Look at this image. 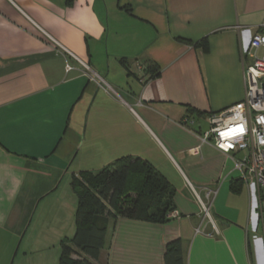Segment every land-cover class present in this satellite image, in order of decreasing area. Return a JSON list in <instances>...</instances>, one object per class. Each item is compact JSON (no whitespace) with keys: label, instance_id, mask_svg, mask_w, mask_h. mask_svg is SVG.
Segmentation results:
<instances>
[{"label":"crops","instance_id":"obj_1","mask_svg":"<svg viewBox=\"0 0 264 264\" xmlns=\"http://www.w3.org/2000/svg\"><path fill=\"white\" fill-rule=\"evenodd\" d=\"M263 23L264 0H0V252L20 238L16 254L25 240V254L58 264L76 230L72 176L128 155L168 178L180 216L112 221L100 264H164L177 238L186 264H264V210L235 167L241 153L199 136L210 112L244 98L242 47ZM217 183L214 226L198 189Z\"/></svg>","mask_w":264,"mask_h":264},{"label":"trees","instance_id":"obj_2","mask_svg":"<svg viewBox=\"0 0 264 264\" xmlns=\"http://www.w3.org/2000/svg\"><path fill=\"white\" fill-rule=\"evenodd\" d=\"M200 44L208 49L207 40ZM146 70L151 78L161 74L160 66L153 61L147 62ZM190 113L203 115L193 109ZM71 185L77 195L76 230L72 237L61 241L58 264H100L112 221L130 218L164 223L175 209V187L143 158L121 156L100 172L73 175ZM240 185L238 179L231 187L239 192ZM164 264H186L182 239L168 242Z\"/></svg>","mask_w":264,"mask_h":264},{"label":"built area","instance_id":"obj_3","mask_svg":"<svg viewBox=\"0 0 264 264\" xmlns=\"http://www.w3.org/2000/svg\"><path fill=\"white\" fill-rule=\"evenodd\" d=\"M245 55L251 58L244 65L246 82L245 96L229 107L208 114L209 130L200 136L201 143L214 140L218 150L226 154L244 153L235 160V167L241 172V178L246 182L253 202V209L264 210V23L253 34L249 43L242 47ZM73 67L67 64V71ZM89 70V66L85 65ZM94 78V77H93ZM194 123L186 117L183 124ZM216 190L209 189L206 197L198 199L202 206V217L214 224L211 214V204ZM174 209L169 217H179ZM215 226V224H214ZM199 230V229H198Z\"/></svg>","mask_w":264,"mask_h":264},{"label":"rangeland","instance_id":"obj_4","mask_svg":"<svg viewBox=\"0 0 264 264\" xmlns=\"http://www.w3.org/2000/svg\"><path fill=\"white\" fill-rule=\"evenodd\" d=\"M201 125H202V127H203V129H202V131L203 132H205V130H207V129H209V127H210V125H209V122L207 121V120H201ZM240 155H244V153H241ZM237 174H240V172L239 171H237ZM220 186V183H217V185L216 186H213V187H210V188H212L213 190H215L216 188H218ZM246 190H247V188H246ZM198 191L200 192V195L205 199V193L204 192H202V191H200V189H198ZM217 194V193H216ZM215 197H216V195H215ZM215 197H214V199H215ZM231 209V208H230ZM212 211V210H211ZM230 211H233L232 209L230 210ZM227 214H232V212L231 213H227ZM30 233H32V232H28V234H27V237L30 235ZM53 233V235H54V233L55 232H48V234H52ZM43 234H46L45 232H38V235H39V237H40V239L42 238V236H43ZM59 234V233H58ZM10 235V234H9ZM56 235V234H55ZM31 236V235H30ZM11 239V236H9V240ZM19 240H20V238H18L17 239V242H19ZM16 242V243H17ZM15 243V248H14V250H13V252L11 253V252H9L8 253V255L7 254H5V249L3 248V250L0 252V261L2 260V262H3V260H5V257L7 256H9V255H11V260L10 261H12V259L15 257V255L17 256L16 257V264H43L42 263V256H44L43 255V253H41V252H38V251H35V248H34V246H29L28 247V252H27V254H25L24 253V249H25V247H26V243H25V240H24V242H23V244H22V246L20 247V249H19V252H18V254H16L17 253V249H18V245ZM56 244V240L54 241V244H53V241L50 239V243H49V246L50 247H52L53 245H55ZM30 245H34V242H32V243H30ZM40 245H42L41 244V242L39 243V246ZM59 246V245H58ZM59 248H60V246H59ZM11 249V248H10ZM6 255V256H5ZM51 263V262H50Z\"/></svg>","mask_w":264,"mask_h":264}]
</instances>
